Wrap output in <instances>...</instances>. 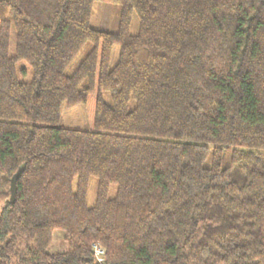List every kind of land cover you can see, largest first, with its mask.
<instances>
[{
	"label": "trees",
	"instance_id": "trees-1",
	"mask_svg": "<svg viewBox=\"0 0 264 264\" xmlns=\"http://www.w3.org/2000/svg\"><path fill=\"white\" fill-rule=\"evenodd\" d=\"M0 197V264H264V0H0Z\"/></svg>",
	"mask_w": 264,
	"mask_h": 264
},
{
	"label": "rangeland",
	"instance_id": "rangeland-1",
	"mask_svg": "<svg viewBox=\"0 0 264 264\" xmlns=\"http://www.w3.org/2000/svg\"><path fill=\"white\" fill-rule=\"evenodd\" d=\"M119 17H120V6L116 4H108L104 2H95L92 5L91 16H90V27L96 30L115 33L118 31L119 25ZM139 30V20L138 17L133 14L131 18L130 24V34L136 35ZM14 46H15V37L13 30L10 34L9 41V55L13 56L14 54ZM91 49V45L87 44L84 48L79 52V54L72 61L71 65L66 70L67 74H71L73 70L78 66V64L85 58L88 52ZM119 48L118 46H114L112 49V58H111V66H113L118 60ZM17 71L21 69L25 72V79L19 74V79L21 81L27 82L31 80V74L29 67L24 62H19L16 65ZM103 99L106 103H109V95L104 94ZM59 126L64 128H74L78 130H86L87 129V120H86V110L81 105L76 106H66L62 105L61 107V116ZM223 167H228L230 165L229 153L228 151L224 152L223 155ZM96 188H97V180L94 178L90 179L89 188L87 192L86 202L89 207H92L95 203L96 196ZM116 194V187L110 186L108 197L111 199ZM4 204L3 197H0V210ZM67 250V243L64 240L63 232L54 231L52 235V242L50 243L47 251L50 254L64 252Z\"/></svg>",
	"mask_w": 264,
	"mask_h": 264
},
{
	"label": "water",
	"instance_id": "water-1",
	"mask_svg": "<svg viewBox=\"0 0 264 264\" xmlns=\"http://www.w3.org/2000/svg\"><path fill=\"white\" fill-rule=\"evenodd\" d=\"M19 175H20V171H18L11 179L10 181V186H9V193H10V196H9V203L10 204H13L14 203V200H15V195H16V182H17V179L19 178Z\"/></svg>",
	"mask_w": 264,
	"mask_h": 264
},
{
	"label": "built area",
	"instance_id": "built-area-1",
	"mask_svg": "<svg viewBox=\"0 0 264 264\" xmlns=\"http://www.w3.org/2000/svg\"><path fill=\"white\" fill-rule=\"evenodd\" d=\"M93 252H94V256L97 260L98 263L102 262V257H103V254H104V251L102 248L98 247V246H95L93 248Z\"/></svg>",
	"mask_w": 264,
	"mask_h": 264
}]
</instances>
